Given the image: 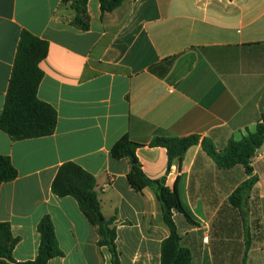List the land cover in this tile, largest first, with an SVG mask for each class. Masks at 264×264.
Returning a JSON list of instances; mask_svg holds the SVG:
<instances>
[{"label":"crops","instance_id":"1","mask_svg":"<svg viewBox=\"0 0 264 264\" xmlns=\"http://www.w3.org/2000/svg\"><path fill=\"white\" fill-rule=\"evenodd\" d=\"M75 1L0 0V111L27 31L48 44L37 97L57 115L48 137L14 142L0 132V155L18 173L0 185V224L19 240L13 260L35 259L36 227L48 217L63 253L48 264H114L76 202L51 193L59 167L74 163L95 179L117 264H160L169 230L156 195L134 191L131 163L111 157L127 138L140 145L148 180L160 183L168 171L164 186L175 187L191 219L172 212L191 264H264V144L240 211L228 199L249 176L241 166L219 169L202 148L205 139L222 151L255 133L264 112V0H122L104 14L87 0L86 31L72 25ZM193 135L198 144L169 168L165 149L149 147L154 138Z\"/></svg>","mask_w":264,"mask_h":264},{"label":"trees","instance_id":"2","mask_svg":"<svg viewBox=\"0 0 264 264\" xmlns=\"http://www.w3.org/2000/svg\"><path fill=\"white\" fill-rule=\"evenodd\" d=\"M86 2L87 0H76L72 5L76 13L72 25L82 31L88 29ZM98 2L103 14L113 12L122 4V0H98ZM47 53L48 44L45 41L27 31L21 32L4 105L0 111V132L14 142L48 137L54 133L56 111L37 97L38 86L43 78L39 64L46 58ZM198 141L199 138L194 135L182 138H154L149 147L165 149L169 168L173 160L181 161L188 148L197 145ZM262 144H264V112L260 115L255 133L243 137L238 142L229 141L222 151H217L209 140L202 141L203 150L219 169L228 170L241 166L249 176L228 199L233 209L242 210L249 192L256 183L257 179L252 176L251 162ZM138 148L140 145L130 142L127 138H121L112 147L111 157L116 160L126 159L131 163L127 180L134 191L140 192L150 187L156 195L163 222L169 230L168 237L161 243L160 264H191L189 250L180 246L172 212L182 214L188 222L191 221L190 216L182 207L175 187H165L144 176L135 156ZM17 175L10 158L0 155V185L14 181ZM51 193L58 198L70 197L76 202L83 216L96 228L99 237L98 246L106 247L112 261L117 263L112 219L106 221L100 213V200L94 177L74 163H64L59 167L52 181ZM36 231L39 245L35 259L19 264H48L50 260L63 256L52 222L48 217L40 220ZM18 241V238L12 237L8 224H0V264H18L12 258V251ZM247 249L248 244L245 243V252Z\"/></svg>","mask_w":264,"mask_h":264},{"label":"water","instance_id":"3","mask_svg":"<svg viewBox=\"0 0 264 264\" xmlns=\"http://www.w3.org/2000/svg\"><path fill=\"white\" fill-rule=\"evenodd\" d=\"M133 163H134V161H133ZM168 175V171L165 173V177ZM165 177H163L162 179H160V184L161 185H164V183H165ZM114 264H117V263H114Z\"/></svg>","mask_w":264,"mask_h":264},{"label":"built area","instance_id":"4","mask_svg":"<svg viewBox=\"0 0 264 264\" xmlns=\"http://www.w3.org/2000/svg\"><path fill=\"white\" fill-rule=\"evenodd\" d=\"M204 241H206V238L204 239Z\"/></svg>","mask_w":264,"mask_h":264}]
</instances>
